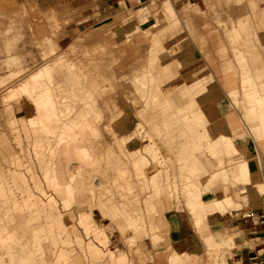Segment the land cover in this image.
<instances>
[{"label":"rangeland","instance_id":"rangeland-1","mask_svg":"<svg viewBox=\"0 0 264 264\" xmlns=\"http://www.w3.org/2000/svg\"><path fill=\"white\" fill-rule=\"evenodd\" d=\"M210 4L208 5L207 9H205V12H206L205 14H207L208 16V20H207L208 23L205 24L204 26L207 28L215 29L220 35H222L223 33L225 37V40H224L225 42L224 41H221V42L226 43L228 47L230 48V50L232 49V43H235L236 39L239 38L238 37L239 33H242V35H244L245 40L244 42L243 40H241L239 42L240 45L239 43H237L236 47L242 48L243 46H246L247 44H252V40H253L252 38H254L253 34H250L252 30L248 31L245 29V27L243 26L241 27L240 21H243V20L247 21V26H248L247 28H249V26L254 29L255 28L259 29V27H261L262 30L259 32L257 31L258 34H256V37L257 35H259V39L257 37L255 41L257 43L261 42V44L264 45V0H240L239 3L237 2V0L236 1L235 0H225V1L211 0ZM186 5L187 4H185L183 6V9H181L183 12L186 10L185 9ZM252 5H255V7L257 5L258 6L257 8H252ZM199 15L203 16L202 14H199ZM153 17H154L153 15H150L149 13H147L146 19L141 18L139 23H134V24L129 25L127 32L132 33L134 31H138V32L144 33V30L146 28L148 27L149 29L152 27L154 28V25H157V22L153 23L155 19V18L153 19ZM180 18L182 17L180 16ZM168 20H169L168 24L170 25L172 23L170 20L172 19L168 18ZM180 20H183V23H184L183 18ZM255 21H259V23L257 24L253 23ZM193 22H194V19H191V20L187 19L184 23L185 25H183L181 21V25L183 28L181 32L183 33L187 32L189 36H192L193 37L192 43L196 41L195 34L198 33V30L194 29V27L189 25L190 23H193ZM65 24L66 22H63L61 19L58 18V15L54 9H49L48 11L43 10L38 6L36 0H0V174L1 173L7 174V175L14 174L17 177H20L19 174L21 173L22 175L21 174L20 175L22 177L24 176L23 178L25 179L26 184H28V187L30 188V191H29L30 193L21 191V190H18V191H7L6 190V194L4 193L6 197L0 199V201L6 203L4 206L8 208V212L6 213L5 212L6 208L5 207L3 208L0 206V216L1 218L4 219V222L2 223L4 225L0 227L5 229V232H4L5 239L0 241V264L1 263L21 264L19 260L23 257L27 259L30 255L36 258L35 260L38 259L37 262L39 261L41 263L42 262L41 259H43L46 261L47 264H54L55 263L54 257L55 255L58 254L59 249L65 252V256L68 257L69 255L68 257L69 259L67 258L68 261H64L66 259L63 258V261H61V264H76L75 262H79V264H89L90 258L88 257L85 251V248L87 247L89 243H93L96 246H98L105 255L108 254L110 250L116 251L118 248H120L125 253L126 257L121 258L123 260H120V261L117 260L118 264H155V257L157 254L163 251H166V253L173 251V249L171 248V242L175 239H183L185 241V246L183 248H187V251L192 250L194 252L191 257L192 259L190 258L191 260H189V264L191 261L193 262V264H197L198 259L199 261H201V263L199 262L200 264H203V263L205 264L207 260V257H206L207 255L211 257V261L213 263L214 262L213 251L212 250L208 251L206 250L204 246L201 245V242L197 237L198 234L196 233V231L200 234V236H206V233H204V231H202L200 228L197 230L195 229V226L192 224V216L189 214V212H187V209L185 207L183 208L184 211L179 210V212H177V214L181 216V218L184 219L185 224L180 225V229L178 232H174L171 230L170 239L166 237L168 230H165L161 227L162 225L159 224L160 217H156L155 214L151 216L146 215V222H147V219L150 220L151 226L155 227L156 230H159L160 233L158 234L161 236V238H158L157 240L155 239L156 242L152 240V237L150 234H148L149 236H145L142 238H139L136 236L135 239H131L130 237H132V234L134 235V229L132 230L126 229L124 231H121L122 228H121L120 222L124 224L127 217L122 216V215H118L117 217L116 216L114 217L110 209V201L111 203L113 200L120 201V199L124 197L125 193H129L128 191L123 190V189L122 191L119 190L118 188L119 184L117 182L127 179V176L129 177L131 174L138 178V174L136 173L139 172L140 166L132 163L133 158L128 154L130 153L129 151H131V149L134 151V147H138L140 149V150L138 149L139 154H143V156H146L149 160H150V157L144 153L145 150L150 146H154L158 149V154H159L160 159L157 161V163H153L152 161L150 163L151 164L153 163V165L159 166L158 170L161 171V174L159 177L162 179L161 180L162 182L160 184V188L162 189L161 193L169 192L171 194L172 192L171 198L173 200V204H174V201L178 200V198H180L179 199L180 201H184L182 198L183 194L180 191L177 192L173 186L169 185L170 187H173V190H174V191H170L168 185H164V184H166L167 181L168 182L171 181L173 183L176 182L179 185L182 182L179 176L180 171H183V173H185L186 175H190L192 173L197 172L195 170H190V169L199 168L201 165L195 164V158H192L193 154L190 155V153H188L187 150H185V152L181 151V154L179 155L176 151L172 150L173 148H175V146L182 144L183 141H180V142L172 141L171 138H173V135L172 137L171 135H169V137H171L169 139H164L167 137L166 134L169 132L167 128L160 129L161 131H157L156 129H153V127H151L152 120L148 119L149 115L146 117V115L150 113L147 112L146 114V110L144 109L145 108L144 106H146L147 101L145 100L146 97L143 95H146L148 93V90L145 89L144 91L145 94H141L140 96L139 91H136L134 88V85H133L134 83L132 82L131 75H129L126 78L124 77L122 81L123 87H124L123 92L129 98H131L134 101H138L139 103L135 102L134 104L129 105V109H128L129 115L126 117V119L123 118L124 119V120L122 119L123 121L119 120V117L123 115L122 112L120 113V111H118L114 115H108L106 113L101 103L103 101V98L106 95H116V96L120 95V93L117 91V85H119V81L117 78L112 77V73H113L112 67L114 63H116V61L118 60V57L117 55H115L113 47L109 43H107L104 40V38L101 37L96 30H92V32H95V36H96L95 44L87 45V41H83V47L78 52L71 53V56L68 57L66 55L68 50L61 51L56 44V39L62 34ZM177 28L179 29L178 25H177ZM148 38L151 39L150 46L154 47L158 45V42H157L158 36L154 35L153 38H150V37ZM168 39L164 41L166 43V45L165 44L164 45L167 48L172 49L171 51H176V49L173 48L172 45H168V43L172 42L171 40H168ZM54 45L57 49L54 48ZM183 45L180 48H178L179 51L189 46V44L187 45L183 44ZM92 47H95V49H92ZM79 53H81L82 55L80 54L81 56H79L78 55ZM254 53L256 52L251 51V56L246 55V57L250 60L260 58V56L254 55ZM83 57L85 59L84 61H85L86 67H89L90 69H92L93 73L96 76L97 96L95 97V99L94 98L93 99L95 101V104L97 105V109H100V112L104 115L102 119H99L100 121H97L98 119H94L95 124L96 122H98L97 125H94V126L97 128L100 125L99 126L100 130H98V132L100 131V133H102L101 135L99 134L100 135L99 136L98 132H96V134L99 136L98 140L99 139L101 141L103 140V143L99 144L100 140L98 141L96 139L97 138L96 134H93V132H91L92 130L89 129L88 131H85L86 134L85 133H83L82 135L80 134L81 136L85 137V139H87V141L83 145H88V146L96 145L97 147L100 145V148L98 150L99 152H101L100 154H103L104 152V155H105L107 148H109V150H107V154L109 153V151H111L110 150L111 146L113 147L111 149L117 148L116 151L114 150L116 152V155L120 154L122 151L124 152V150L127 149V152L125 153L122 152L121 161L117 162L116 159H111L113 155L110 156V153L108 155L106 154L105 155L106 158H105V156L100 155L98 151L96 152L95 157L98 156L99 158L98 161L100 159L102 161H99V162L97 161V163H94L95 161L93 157L89 160V162L92 164L84 165V163H82L84 161L82 162L80 161L76 152H71L70 159H68L66 158V156H64V154L61 151L62 148L64 147L63 144L60 145L57 143L56 138L57 137L59 138V136H57L56 134L57 137L53 138V134L49 133V136L50 134L52 136L50 137V140H52L50 143L52 144L57 143L56 145L52 147L55 149L56 147L58 148L59 146V149H58L59 153L57 154V157L55 160L56 162H55L54 160H52L55 152L53 153L49 151L50 152L49 153L47 150L48 148L50 150V147H51L50 146L51 144L48 146L49 142L46 141L45 139L47 138L46 136H48V134L45 136L46 133L45 134L40 133V137H39L40 143L39 144L35 143L34 135L32 134L33 132L31 131L30 125L27 121L30 122V120L33 119L34 116H36L35 118L37 119L38 115L41 119V115L38 114V112H36V110L34 109L32 105H30L31 102L26 98H21V100H19L20 103L17 102V100L16 102H14L15 100L12 101L11 102L12 103L11 105H13L12 108L14 107L13 108L14 111L12 110V112L8 111L7 105L3 103L4 102L3 97L7 94L6 92H8L11 86L12 87L19 86L22 82L26 81L29 78L30 73L31 74L35 73L36 71L39 70V68L43 69L45 65H47V67L53 68L54 66L57 68V71H55L56 74L53 73L54 77L56 76L53 81V84L59 83L61 85L63 81L65 80V76H67V74H70V73L78 74V71H77V69L79 68L78 64L80 63V59ZM167 57L168 56L166 55V58ZM261 58H264V57H261ZM229 62H231V60ZM149 66L151 69H153L151 64H149ZM56 68L55 69L53 68L52 71L54 72ZM258 69H253L255 72V79L257 80L263 78L264 76L263 68L260 71H258ZM149 70H150L149 68L144 69V71L141 70L140 71L141 75L139 77L142 78L143 75H145L142 73H146L147 75V73H149L148 72ZM137 83L138 82H136V84ZM58 89L59 88L57 87V90ZM57 90H55V93L57 92ZM135 92H137V94ZM180 92L182 93L183 91L180 90ZM59 93L60 92H57L56 94H58V96L60 94H62L60 96H64L62 91L60 94ZM216 95L223 96L220 91H217ZM143 97L145 99H143ZM67 98L69 99L70 97L66 95V98H63V99H65V101H69V100H66ZM72 98H70V100ZM170 104L173 105L175 103L172 100ZM140 108L142 110H140ZM143 109L145 111H143ZM139 111L140 113L145 112L146 115L143 113L140 114ZM137 113L140 116H142V118L138 116ZM76 114H79V111L72 114V116H76ZM143 115L145 117H143ZM94 116L95 114L93 115V117H91V119L95 118ZM20 118L24 120L25 125H28L26 131L22 130L21 126H19L20 125L19 123H17L16 125L17 120H19ZM143 118H146V119L144 120ZM36 119H34V121ZM40 119L38 118L36 121H39ZM110 119L112 120L117 119L123 125L120 124L119 127H110V126L106 127L107 124L110 122ZM143 120L150 121L149 124L151 125L147 126V123H145ZM143 123L145 125H143ZM136 124L138 125V127ZM246 124L251 125V123H246ZM139 125H141L143 128V131H142V128L140 129L142 133H139L141 132L139 131ZM136 127L138 129H136ZM59 128L58 130L60 131L61 129ZM55 130L58 131L57 128ZM114 131H115V134H114ZM146 131L148 134H151V137L154 138V141L153 140L149 141L151 143L144 141L145 140L144 136L146 135L145 133ZM133 132H135L134 133L135 136L136 135L138 136V138L136 137L135 139L137 140L135 142L136 144L127 145L128 147L127 148L125 147L122 150L121 148H123V146H120L122 144L121 141L126 139L128 135L133 134ZM158 133H160V135H157ZM92 135L93 136L95 135L96 138H94ZM101 136L102 138H100ZM184 138L185 140H188L187 139L188 137H184ZM214 138L215 136L202 139L201 147L203 151L207 150L208 145L213 140H215ZM95 139L98 142L94 141ZM95 142L98 144H96ZM205 144H207V146L203 147V145ZM118 145L120 146L119 150H121V152L119 153H118L119 151ZM161 147L164 150L160 151ZM40 150H44V151H40ZM246 150L247 149L245 148H243V150H240L241 152L240 156L242 157L247 156ZM46 151L48 152L47 153L48 155L46 154ZM38 152H41V153L39 154ZM36 154H38V157ZM42 154H43V157L46 154L45 156L46 158L45 157L42 158ZM51 154H52V158H51ZM125 154L127 158L129 157V159L126 158ZM39 156H41V159L39 158ZM49 156L51 160L49 159ZM118 156H121V154ZM124 156L127 159V161L126 159L123 160ZM178 156H181L183 159L178 160ZM13 157H14L13 160H15V157H17L16 158L17 160L13 161L15 165H13V162H12ZM130 158L132 161L130 160ZM44 159L46 160V166L44 165L43 167L44 163H42V161H45ZM105 159H108V160H105ZM39 162L42 163V165ZM51 162L55 163V165ZM221 162L223 161L215 160L214 167L212 168H215L217 170L221 169L222 168ZM51 164L55 166L54 168H55V172L57 173L56 174L57 176L56 175L54 176L57 177L56 181L58 180L60 184H72V186L77 187L76 183H77V180H79L80 178V182L78 183L81 184L82 186L80 185L81 187L79 186L78 187L79 189L75 187V191L73 192L74 195H78L80 190H82V187L83 189L86 190L81 197L77 196L78 198L73 199V202L71 200L72 206L70 207V209L69 208L66 209L62 201V198L57 196V194L53 191V189L50 188L49 185L52 184L51 179H49L50 184H48L47 178H54V176H52L53 174L51 173L50 175L48 174L50 176L49 177L47 173H45L46 170H48L49 168L47 166H51ZM105 165H107L108 167L105 168ZM95 167L96 168L102 167L105 170V173L107 174L105 175L104 173V176L106 177H104L103 179L99 178L95 180L94 179ZM147 167H150V169L149 168L147 169ZM147 167L144 168L146 172L145 176H148L149 178L147 179V178H144V176H142L141 177L142 182H140L139 184L137 183L138 187L146 188L147 186L154 185L153 183H151L152 177L150 178V175L148 174V171L151 170L152 166H147ZM116 168L121 169L120 171H122L123 174L122 172L120 173V171L117 170ZM29 169L32 171V173L34 172L35 175H32V173L30 174V172L28 173V171H30ZM129 170H131V174L127 175L126 173ZM71 172L72 173L75 172V174L78 172L77 174L79 175L78 176L77 174L76 175L74 174L73 176L75 177L73 178L74 180L72 179V182L71 180H69V177L70 178L73 177V176L72 177L70 176ZM128 173H130V171ZM221 173L223 174V172ZM132 175L130 177H134ZM177 175L179 176L180 181L177 178L178 177ZM121 177L123 179L120 180L119 178ZM33 178L35 180H32ZM115 178L116 180L118 179L117 182L115 181ZM91 179H93V182ZM81 180H83L82 182H84L85 184L82 183ZM108 180H109V183H108ZM87 181H88V184L86 183ZM252 181L254 183L251 182V184L255 186V190L257 191V197L254 199L247 198L248 194L241 196L242 204L249 205V207L257 205L261 201V199L264 197L263 188L261 186H257L256 184V183H261L260 176H257L256 179L255 177L252 178ZM89 183H92L91 184L92 186ZM221 183L222 182L211 184L209 186L208 193L204 195V200H208L210 197H212L213 194L218 189H220V186L222 185ZM137 184L136 185L133 184V186L136 187ZM17 185L20 188H22L21 186H23V183L21 185V183L18 182ZM12 186L14 185L12 184ZM180 186H182V184H180L178 187L181 190L182 187ZM38 187L39 189L42 188L44 190H42V192H40L41 190L40 191L36 190L38 189ZM138 187H136L137 190H139ZM239 187L242 188V186L240 185ZM88 188L91 189V191H89ZM92 189L93 190L97 189L98 191L97 190L93 191ZM132 191H136V190L134 189V190H131V192ZM141 191L144 192L143 190H140V192ZM145 191L148 192V190H145ZM138 192L139 191H137V194ZM140 192L138 195L140 197V198L138 197L139 199H129V200L134 201L138 203L139 205H142L144 203V200L147 194L145 192L143 194ZM175 192H177V194ZM137 194L134 193V195H137ZM102 203L105 204L106 207H102L101 205ZM181 204L183 205V203ZM9 208H10V211H9ZM234 208L238 210L237 212L238 214L240 213L242 206L241 204L238 203L237 206L233 207V209ZM137 212L141 214L145 213L143 210L142 211L137 210ZM81 213L83 214L91 213L94 221L97 223V225L101 229L104 230L107 236L108 243L106 245H104L101 241L96 239V236L99 237L98 233H100V229L98 227H93V228H90L89 231H85L80 226L79 217ZM133 213L134 212L131 211V215H133ZM9 219L11 221L8 222ZM50 219H52L53 222L58 220L59 226H57V224L55 223L47 224V222ZM153 223L154 225H152ZM206 226H208L207 229H212L214 232L216 231L214 229L215 227L211 226L209 223ZM42 228L43 229L48 228V230L42 233L46 240L45 241L43 240L44 244L42 245V248H40L41 252L43 253L39 254L40 251L38 252L36 251L37 247H35V245L32 243V238L35 235L41 234ZM49 229L53 231L52 233L53 236H56L58 238V242L55 245L51 243L50 235L46 237ZM218 239H222V238H218ZM79 242H81V244H79ZM18 243H22L24 246L23 245L21 246ZM15 245H18V246H15ZM231 246H228V248L224 247L222 250L218 249L219 253L224 252V253H221V256H224L226 252L227 253L225 254V257H227L228 255L229 256L232 255L236 249V245L235 246L231 245ZM229 247L231 250L229 249ZM9 248L17 250V251L24 248L26 254L25 256H22L20 255V251H19V254L16 255L14 259H12L6 253V251H8ZM146 250L149 251L150 253H146L145 252ZM174 252L171 255H169L168 264H172L170 260L171 259L170 256H172ZM42 254L45 256H40ZM181 255H183V253H181ZM39 257H41V259H39ZM10 258L12 260H10Z\"/></svg>","mask_w":264,"mask_h":264},{"label":"bare ground","instance_id":"bare-ground-1","mask_svg":"<svg viewBox=\"0 0 264 264\" xmlns=\"http://www.w3.org/2000/svg\"><path fill=\"white\" fill-rule=\"evenodd\" d=\"M218 1H222V0H218ZM223 1H225V0H223ZM237 2L239 3L240 0H237ZM186 4H187L185 7L186 10L183 12V14L185 15V17L187 19H191L190 12L193 11V5L191 4V2L189 0H187ZM257 6L255 7V5H252V8H257ZM145 12L146 11H141L140 14L143 15V13H145ZM162 12H164L167 17L172 19L171 20L172 23L168 27V30H171V32L168 34L167 38L172 40V43L175 46H177L181 43V45L179 47H177V48H180L184 44V42L182 40L178 39V37L176 36L177 32H178L177 25L179 26V24H178L179 21L177 20L176 12L173 9V7L169 1H167L163 4ZM253 23L257 24V23H259V21H255ZM240 24H241V27L242 26L245 27L246 30H248V31L252 30V32L250 34H253L254 39H256L257 37L259 39V35H257V37H256V34H258L257 31L259 32L262 30L261 27H259V29L258 28L254 29V28H251L250 26H249V28H247L248 27L247 21H245V20L240 21ZM152 29H153V27L150 29L148 27L144 30V34L146 37L153 38L154 34H153ZM246 34H248V33H246ZM238 37L239 38L236 39V42L232 43V49H231L232 53L231 54H232L234 62L237 64L239 70L241 71L240 72L241 91H240V94L236 92V93H230V95H231V97L234 98L236 105H238L239 109L242 112V115H243V119H241L242 122L251 123V128L248 130V132H250V134L253 136L254 140L263 139L264 138V96H263L264 83L260 84L259 89L255 87L254 79L252 77V74H251L250 68H249V63H248L249 59L246 57V55L249 56L250 52H249V50L236 47V44L239 43L241 40H243L244 35H242V33H239ZM259 43H260V45H259L260 49L264 51V45L261 44V42H259ZM259 43H257V44H259ZM233 44H234V46H233ZM249 45L250 44H247L246 46L248 47ZM261 46H262V48H261ZM54 48L57 49L55 47V45H54ZM252 52H255V51H252ZM149 64H151L153 69L150 70L149 73H147V75L145 74L142 77L143 79L142 78H138V79L136 78L135 79V88L137 91H139L140 96H141V94H145L144 93L145 89L148 90V93L146 95H143L146 97V99L144 97H143V99H145L147 101L146 106H144L145 107L144 109L146 110V114H147V112L150 114L146 115L145 112L144 113L142 112V113L145 114L146 117L149 115L148 119L155 121V122L153 121V123L151 121V124H152L151 127H153V129H156L157 131H161L160 129H166L167 128V130H169V132L166 134L167 137L164 139H169L173 135V138H171L172 141H176V142L183 141L182 144L175 146V148H173L172 150L176 151L178 153V155L181 154V151L185 152V150H187V152L190 153V155L193 154L192 158H195V164L201 165L199 168L190 169V170L197 171L196 173H192L190 175H186L185 173H183V171H180L179 176H180V179L182 181L180 183V184H182V186H180V187H182L181 190L178 188L180 184L178 185V183H176V182L173 183L171 181H169V182L167 181V183L164 184V185H168L170 191H174L173 187L176 189L177 192L180 191L183 194L182 198L184 200V201H180L179 200L180 198H178V200L174 201V204H173L174 209L168 215V219H169L171 227L167 231L166 237H168L170 239L171 230L174 232H178L180 229V225L185 224L184 219L181 218V216H179L177 214V212H179V210L184 211L183 210L184 207L187 209V212H189V214L192 216V224L195 226V229L197 230L200 228L202 231H205L208 228V226H206L208 223L212 226L213 224L222 220L223 219L222 217L225 213H227L228 211H231L233 209V207L237 206V204L233 201L232 197L229 195H227L223 199H216L215 197H213L211 200H204V195H206L208 193L209 186L211 184H216L217 182H222L221 184L225 185L229 182H233L236 185H239V184L245 185V189L240 191V194H242V195L248 194V197L251 199L256 198L257 197V191L255 190V186H253L251 184V182H252V178H254L256 175V171L258 169H260V167H259V162L255 157L254 145L251 141H249L247 139H243L242 141L239 142L229 135L227 136V135H224L221 133L219 134L214 128H212L211 121L209 119L207 120L205 118V116L203 115V113L200 111V109L196 108V105L194 102L193 103L190 102V103L186 104L185 106L182 104L176 105V106L174 104L173 105L170 104V101H171L170 98L173 94V88H172V90L165 89L164 83L168 79L171 78V73L179 65L178 63H176L177 66L176 65L174 66L175 68L166 64V65L160 67V69L158 70V66L156 65V59L153 56V54H150ZM45 67L43 69L39 68V70L33 74L30 73L29 78L26 81L22 82L19 86H15V87L11 86V88L8 90V92H6L7 94L3 97V99H4L3 103L7 105L8 111L12 112V110L14 108V107L12 108L13 105H11L12 101L15 100L14 102H16V100H17V102H19V100H21V98H26L31 102L30 105H32L34 107V109L36 110V112H38V114L41 115V119L38 115V118L40 119L39 121H36L38 118L36 119L35 118L36 116H34L33 119L30 120V122L29 121H27V122L29 123L31 131L33 132L32 134L34 135L35 143H37V144L40 143V140H39L40 133H42V134L46 133L45 136L48 134V136H46L47 138H45V139H46V141L49 142L48 146L51 144L50 145L51 147H50V150H49V148L47 150H48V152L49 151H51L53 153L55 152L53 155L55 158L53 157L52 160L55 161L57 154L59 153V151H58L59 146H58V148L56 147L55 149L52 146H54L58 143L60 145L63 144L64 147L62 148L61 151L64 154V156H66V158L70 159L71 152H76L80 161L81 162L84 161V162H82V163H84V165L85 164H92L89 162V160L93 157H94V161H95L94 163H97L99 158H98V156L95 157L96 156L95 154L97 151L99 152L98 149L100 148V145L98 147L96 145L95 146L83 145L87 141V139H85V137L81 136L83 133L86 134L85 131H88L89 129L92 130L91 132H93V134H96V132H98V130H100V127H99L100 123L98 124L99 129H98V127L96 128L94 125H97L98 122L95 121L96 122V124H95L94 119H98L97 121H100L99 119H102V117L104 116L100 112V109H97V105L95 104V101H94L95 97L97 96V88H96L97 83H96V81L92 82L89 79L88 74L86 72H84L82 68L79 67L77 69L78 74L77 73H74V74L70 73V74H67V76H65V80L61 84L62 86L59 83L53 84V81L56 77V76L54 77L53 73H55V71H57V68L53 66L54 69L56 68V70H54V72H53L52 71L53 68L47 67V65H45ZM156 70H158V72H156ZM112 77H115L114 72L112 73ZM136 82H138V83L136 84ZM57 87L59 88L58 90H57ZM60 88H61V90H60ZM55 90H57V92H60V93L62 91L64 96H60V95H62L60 93H59L60 95L58 96V94H56L57 92L55 93ZM184 94H185V96L189 95L188 89L185 92L183 90L182 95H184ZM66 95H68L70 98H72V97L73 98L71 100H70V98L69 99L67 98L66 100H69V101H65V99H63V98H66ZM71 95H72V97H71ZM56 96H58V97H56ZM74 98H76V99H74ZM244 99L248 103L247 106H244V103H246L244 101ZM72 100H73V102H72ZM74 102L75 103L77 102V103L75 104ZM143 102H144V100H143ZM73 103H74V105H73ZM80 103H82V104H80ZM140 107H142V106H140ZM144 109H143V111H145ZM140 110H142V109L140 108ZM148 110L151 112H149ZM77 111H79V114H76V116H72V114L76 113ZM139 113H140V111H139ZM142 113H140V114H142ZM94 114H95V116H94L95 118L91 119V117H93ZM25 115H26V113H25ZM138 116H140V115L138 114ZM140 117L142 118V116H140ZM143 117H145V116L143 115ZM34 119H36V120L34 121ZM143 119L145 120L146 118H143ZM144 122L147 123V126L151 125V124H149L150 121L146 120ZM17 123L20 124V125L19 124L18 125L21 126L23 131H26L28 125H25V122L22 118L17 120L16 125H17ZM120 124L123 125L117 119H113V120L110 119V122L107 124L106 127H109V126L110 127H119ZM91 125H93V126H91ZM143 125H145V124L143 123ZM137 127H138V125H137ZM137 127H136V129H138ZM56 128H57V130H58V128L61 130L56 131L55 130ZM141 128H142V126L139 125V131H141L140 130ZM131 131H133V130H131ZM142 131H143V128H142ZM142 131L139 133H142ZM147 131L145 132L146 135L143 134V135H145L144 141H147V142L152 141V140L154 141V138L151 137V134H148ZM49 133L53 134V138L59 136V138L57 137L58 139L56 138L57 143H55V144L50 143L52 141V140H50V137H52V136H51V134L49 136ZM134 133L135 132H133V134H131V135H128L127 137L125 136L126 139L123 138L124 140L121 141L122 144L120 145V146H123V148H121L122 150L125 147L127 148L128 147L127 145L136 144L135 142L137 140H135V139H136V137L138 138V136L137 135L135 136ZM54 134H55V136H54ZM56 134H57V136H56ZM99 134L101 135L102 133H100V131H99L98 135ZM114 134H115V131H114ZM98 135L96 134L97 138L95 137V135L94 136L92 135V136L98 140V138L100 136V135L99 136ZM157 135H160V133H158ZM169 135H171V137H169ZM214 136H215V138H214L215 140H213L208 145L206 151H203V149L201 147L202 139L207 138V137H214ZM184 137H188L187 138L188 140H185ZM100 138H102V136ZM96 139L94 140L96 142H98L100 140L99 139L97 141ZM99 142H100L99 144H101V143H103V140L102 141L100 140ZM95 143H93V144H95ZM149 143H151V142H149ZM96 144H98V143H96ZM120 146H119L118 150L120 149ZM195 147H196V149H195ZM111 148H113V147L111 146L110 147L111 151H109L110 156L113 155L111 159H116L117 162L121 161L123 151L121 152V150H119V151L117 150L118 153L121 152L120 153L121 156H118L120 154L116 155V152H115L117 148L116 149H111ZM243 148L247 149L246 150L247 156H245V157L240 156V154H241L240 150H243ZM138 149H139L138 147H134V151L132 149H131V151L128 150L130 152L128 154L133 158L132 163L140 166L139 172L136 173V174H138V178L131 174V170H129L130 173H128L129 171H127L126 174L127 175L131 174L135 178L130 177L131 176L130 175L129 177L127 176V179H124L123 181H119V182H117L118 179L116 180V178H115V181L119 184V186H118L119 190L122 191V189H123V190L128 191L129 193H125L124 197L122 199H120V201L113 200L111 203V201L109 200L110 201V209H111L114 217L115 216L117 217L118 215H122V216L127 217L124 224L122 222H120L121 228H122L121 231H124L126 229H131V230L134 229V235L132 234V237H130L131 239H135L136 236L139 238H142L145 236H149L148 234H150L152 237V240L156 242V240L158 238H161V236L158 234L160 232H159V230H156L155 227H152L151 224H147L146 215L151 216V215L155 214V216H156V210L154 207V200L161 194L162 189L160 188V184L162 182L161 181L162 179L159 177L161 174V171L158 170L159 166L153 165V163H157V161L160 159V157L158 154V149L154 146L148 147L144 152L147 156L150 157V160L146 156H143V154H139L140 149L139 150ZM107 150H109V148H107ZM107 150L105 152V155L107 154ZM40 151H44V150H40ZM48 152L46 151V154ZM125 152H127V149L124 150L123 153H125ZM38 153L40 154L41 152H38ZM100 153L101 152H99V154ZM46 154L44 155V157L46 156ZM126 154H125V156H126ZM36 155L38 157V154H36ZM100 155L105 156L104 152H103V154H100ZM103 156H102V158H103ZM125 156L123 157L124 158L123 160H125L127 158V156H126V158H125ZM44 157L42 154V158H44ZM16 158L17 157H15V160H13L14 159V157H13L12 162L16 161L17 160ZM39 158L41 159V156H39ZM51 158H52V154H51ZM51 158L49 156L50 160H51ZM105 158H106V156H105ZM127 159H129V157ZM127 159H126V161H127ZM181 159H183V158L181 156H178V160H181ZM105 160H108V159H105ZM130 160H131V158H130ZM215 160L223 161V162H221V167H222L221 169L217 170L215 168H212V167H214V161ZM47 161H49V160H47ZM99 161H102V160L100 159ZM151 161L153 162L152 164L150 163ZM53 162H51V163H53ZM42 163H44L43 167H44V165L46 166V160L42 161ZM42 163H40V164L42 165ZM149 163H150V165H149ZM53 164L55 165V163H53ZM53 164H51V166H47V167H49L48 170H46V172H45V173H47V175L48 174L50 175V173L53 174L52 176L57 174L55 172V168H54L55 166ZM13 165H15L14 162H13ZM81 165H83V164H81ZM147 166H152L151 170L148 171V174L150 175V178L152 177L151 183H153L154 185L153 186H147L146 188L145 187H138V184L140 182H142V179H141L142 176H144V178H147V179L149 178L148 176H145L146 172H145L144 168H146ZM196 166H198V165H196ZM107 167L108 166L105 165V168H107ZM148 168L150 169V167H147V169ZM116 169L119 171L121 170L119 168H116ZM29 172H30V174L32 173L31 170L28 171V173ZM121 172L122 171H120V173ZM221 172H223V174ZM14 173H15V171H14ZM104 173H105V170L102 167H100V168L95 167L94 179L95 180H97L99 178L103 179L104 177H106V176H104ZM18 174H19V172H18ZM20 174H19L20 177H17L14 174H11V175L10 174L7 175L4 173L0 174V199L6 197L4 195V193L6 194V190L7 191L21 190V191H25V192L30 193L29 192L30 188L28 187V184H26L25 179L23 178L24 176L22 177L21 176L22 174L21 175ZM30 174H28V175H30ZM74 174H75V172L74 173L71 172L70 176L72 177ZM79 174H80V172H79ZM122 174H123V172H122ZM122 174H120V175H122ZM32 175H35L34 172L32 173ZM32 175H30V176H32ZM45 175H44V177H45ZM105 175H107V174L105 173ZM179 176L177 177L178 179H179ZM74 177L75 176H73L72 178L69 177V180H71V182H72V179ZM56 178L57 177H55V176H54V178H47L48 184H50L49 179H51L52 184L49 185L50 188L53 189V191L57 194V196L62 198V201H63L66 209H68V208L70 209V207L72 206L73 199L78 198L77 196L81 197L86 190L83 189V187H82V190H80V192L78 191L79 194L74 195L73 192L75 191L76 186L74 187V186H72V184H60L58 182V180L56 181ZM119 179L121 180L123 178L121 177ZM178 179H177V181H178ZM180 179H179V181H180ZM32 180H35V179L33 178ZM51 180H50V182H51ZM91 180L93 182V179H91ZM82 181L83 180H81V182ZM18 182H20L21 185L23 183L24 187L21 186L22 188H20L17 185ZM74 182H76V181H74ZM78 182H80V178H79V180H77V183H76L77 187L76 188H78L81 185ZM82 183H84V182H82ZM86 183L88 184V181ZM108 183H109V180H108ZM12 184L14 186H12ZM89 184L91 185L92 183H89ZM133 184H135V185L137 184L136 187H138L139 190H137L136 187L133 186ZM111 185H113V184H111ZM169 185L173 186V187H170ZM39 187H38V189H36L37 188V186H36L35 189L38 191L41 190L40 192H42V190H44V189H42V188L39 189ZM220 187L222 188V186H220ZM261 187H263V186H261ZM23 188H24V190H23ZM112 188H113V186H112ZM110 189H111V187H110ZM134 189L136 191L131 192V190H134ZM95 190H97V189H95ZM95 190H93V191H95ZM140 190H143L147 194L145 197L144 203L142 205H139L138 203L129 200V199H139L140 197L138 195H139ZM145 190H148V192H146ZM89 191H91V189H89ZM137 191H139L138 194H137ZM78 192H76V193H78ZM109 192H111V191H109ZM144 192L141 191L140 193L143 194ZM177 192H175V193L177 194ZM134 193H136L137 195H134ZM171 194H172V192H171ZM34 199H36V198H34ZM51 199H52V197H51ZM71 200H72V202H71ZM0 203H2V204H0L1 207L6 208L5 212L7 213L8 208L6 206H4L6 203L2 202V201H0ZM181 203H183V205ZM101 205H102V207H106V205L103 203ZM137 210H141V211L143 210L145 213H142V214L138 213ZM9 211H10V208H9ZM131 211L134 212L133 215H131ZM9 221H11V220L9 219L8 222ZM3 222H4V219L1 218V216H0V226L4 225V224H2ZM49 223H55V224H57V226H59L58 220L53 222V220L50 219L47 222V224H49ZM79 224L85 231H89V229L93 228V227H99L97 225V223H95L93 221L92 215L90 213H88V214L81 213L80 217H79ZM152 225H154V224H152ZM47 230H48V228L47 229L42 228L41 234L35 235L32 238V243L35 245V247H37L36 251L37 252L40 251L39 254L43 253V252H41L40 248H42V245L44 244V241L46 240L42 233H44ZM4 232H5V229L0 227V241L5 239V233ZM52 233H53V231H51L49 229L46 237H48V235H50L51 243L53 245H55L58 242V238L56 236H53ZM55 233H56V231H55ZM196 233L198 234L197 237L200 240L201 245L204 246L206 248V250H208V251L212 250L213 251L214 262L212 263L211 257L209 255H207L206 256L207 260H206L205 264H226L225 254L227 252L224 254V256H221V253H224V252L219 253L218 249L222 250L224 247L228 248V246H231V245L235 246L237 242L231 236H227V237H224L222 239H218L212 233L209 235H206V236H200V234L197 231H196ZM98 234H99V237L96 236V239L101 241V242L104 241L103 240V239H105L104 232L101 230L100 233H98ZM18 244H20L21 246L23 245L22 243H18ZM15 246H18V245H15ZM234 246H233V248H234ZM10 247H11V245H10ZM142 248H144V247H142ZM229 249H230V247H229ZM19 251H20V255L25 256L26 252H25L24 248L20 249ZM19 251L9 248L8 251H6V253L8 256H10L12 259H14L15 256L19 254ZM225 251H226V249H225ZM145 252L150 253L147 250ZM181 253H183V255H181ZM193 253L194 252L192 250L187 251V248L178 249V250H175V252L172 256H170L171 257L170 260H171L172 264H189V260L192 259L191 257L193 255ZM40 256H45V255L42 254ZM26 257H27V255H26ZM68 257H69V255H68ZM68 257L65 256V252L63 250L59 249L58 254L55 255V257H54V261L56 264H61V261H63V258L66 259L64 261H68L67 260ZM11 258H10V260H12ZM35 259L36 258H34L30 255L27 259L25 257H23L19 261L21 262V264H47L45 260L41 259V257H39V259L42 260L41 263L39 261H38L39 262L38 263L37 262L38 259L37 260H35ZM201 259H203V258H201ZM204 259H206V258H204ZM118 260L120 261L123 259L119 258ZM197 261H198V263L199 262L201 263V261H199V259ZM1 264H3V263H1ZM190 264H193V262L191 261Z\"/></svg>","mask_w":264,"mask_h":264},{"label":"crops","instance_id":"crops-1","mask_svg":"<svg viewBox=\"0 0 264 264\" xmlns=\"http://www.w3.org/2000/svg\"><path fill=\"white\" fill-rule=\"evenodd\" d=\"M36 1L38 6L43 10L48 11L49 9H54L58 18L66 22L62 34L56 39V44L61 51L68 50L66 53L68 57L71 56V53L78 52L83 47V41H87V45L95 44L96 36L95 32H92V30H96L99 35L113 47L118 60L114 63L112 68L115 78L119 81L117 91L120 95H106L101 103L108 115H114L118 111H120V113L122 112L123 115L119 117L120 121H123V118L126 119L129 115V105L138 102L124 94L122 82L124 77L126 78L131 75L135 88V79L140 78V71H144L146 68L152 70L149 66L150 54H153L155 57L158 70L166 64L175 68L174 66L178 63L179 65H176L177 67L171 73V78L164 83L165 89L172 90L173 88V94L170 100L174 101L175 106L181 104L185 106L190 102H194L196 108L200 109L205 118L211 121L212 128L219 134L229 135L239 142L243 139L251 141L254 145L255 157L260 167V169L256 171L255 179L257 176H260L261 183L256 184L257 186H263L262 188L264 189V138L254 140L253 136L248 132L251 125L242 122V112L236 105L234 98L230 95V93L236 92L240 94L241 71L233 60L232 51L228 45L224 43L225 37L223 33L220 35L215 29L204 26L208 23V16L205 14V9H207L211 0H189L193 5V11L190 12L191 19H194V22L189 25L198 30V33L195 34L196 41L194 43H192V36H189L187 32H181L183 29L181 21L182 24L185 25L184 23L187 20L181 9H183L187 0ZM167 1L172 5L176 12L177 20L179 21V29H177L178 32L176 36L178 39L182 40L184 44H189V46L180 51L177 47H179L181 43L177 46L172 42L168 43V45H172L176 51H171L172 49L165 46L166 43L164 41L168 39V34L171 32V30H168L169 17L162 12V6ZM141 11L146 12L141 15ZM147 13L154 16L153 19H155L153 23L157 22V25L152 29L153 34L158 36V45L154 47L150 46L151 39L146 37L144 33L138 31L132 33L127 32L129 25L139 23L141 18L146 19ZM180 16L184 19V23L183 20H180L182 19ZM252 39V44H250L249 47L243 46L241 49L249 50V56H251V51L256 52L254 55L260 56V58L249 59L248 62L255 87L259 89L260 84L264 83V76L261 79H255V72L253 69L259 68L258 71H260L263 68L264 71V58H261L264 57V51H261L259 44H257L254 38ZM244 40L243 38V42ZM221 41L224 42L222 43ZM92 49H95V47H92ZM80 54L81 53L78 55L81 56L82 54ZM166 55L168 56L167 58ZM84 60V57L81 58L78 65L88 74L89 79L95 82L96 76L92 69L86 67ZM230 60L231 62H229ZM158 70H156V72H158ZM187 89L189 95L185 96L184 94V96H182L180 90H184L185 92ZM217 91H220L223 96L216 95ZM135 93L137 94V92ZM244 101L246 102L245 99ZM247 105V102L244 103V106ZM206 146L207 144L203 145V147ZM161 150L164 149L161 147L160 151ZM252 183L254 182L252 181ZM233 184V182H229L225 185H221L222 188L220 187L221 189H218L208 200H211L213 197L216 199H223L229 195L236 204H241L242 208L240 213L237 214L238 210L235 208L232 209V211H228L223 215L222 220L212 225L215 227V232L212 229H207L204 232L206 235L212 233L216 238H224L229 235L237 242L234 253L226 257V264H254L259 251L264 249V229L242 218L246 208L249 207V205L242 204L241 202V196L243 195L240 194V191L245 189V185L239 184L242 186V188H240L239 185ZM170 195L169 192H162L154 200L156 217H160L159 224H161V227L165 230H169L171 227L168 215L174 209L173 200ZM147 224H151L148 219ZM98 228L100 231L102 230L104 232L103 229L100 227ZM103 240L105 242L102 241V243L106 245L108 243L106 234ZM79 244H81V242H79ZM184 246L185 241L183 239L173 240L171 242L173 251L168 253L163 251L157 254L155 257V264H168L169 255ZM85 251L90 258L89 264H118L117 260L119 258L126 257L125 253L120 248L116 251L110 250L108 254L105 255L101 249L93 243H89ZM75 263L79 264V262Z\"/></svg>","mask_w":264,"mask_h":264},{"label":"built area","instance_id":"built-area-1","mask_svg":"<svg viewBox=\"0 0 264 264\" xmlns=\"http://www.w3.org/2000/svg\"><path fill=\"white\" fill-rule=\"evenodd\" d=\"M242 218L264 229V197L257 205L247 207ZM254 264H264V249L259 251Z\"/></svg>","mask_w":264,"mask_h":264}]
</instances>
